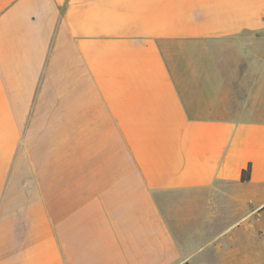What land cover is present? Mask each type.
Here are the masks:
<instances>
[{"label": "crops", "instance_id": "crops-1", "mask_svg": "<svg viewBox=\"0 0 264 264\" xmlns=\"http://www.w3.org/2000/svg\"><path fill=\"white\" fill-rule=\"evenodd\" d=\"M0 264H264V0H0Z\"/></svg>", "mask_w": 264, "mask_h": 264}, {"label": "rangeland", "instance_id": "rangeland-1", "mask_svg": "<svg viewBox=\"0 0 264 264\" xmlns=\"http://www.w3.org/2000/svg\"><path fill=\"white\" fill-rule=\"evenodd\" d=\"M227 49H228L227 52L233 51L234 46H231V45L227 46ZM222 56H225V55H222ZM222 56H221L222 66L227 76L228 86L239 88L238 92H242L243 88L246 86V82H244L243 80H240L239 76L242 74L243 71L248 70L249 68L248 63H237V62L224 61V58ZM240 65H241V69L239 68Z\"/></svg>", "mask_w": 264, "mask_h": 264}, {"label": "trees", "instance_id": "trees-1", "mask_svg": "<svg viewBox=\"0 0 264 264\" xmlns=\"http://www.w3.org/2000/svg\"><path fill=\"white\" fill-rule=\"evenodd\" d=\"M251 170H252V166L251 164L248 165L247 168H245L242 172V177H241V180L243 182H246V181H249L250 180V177H251Z\"/></svg>", "mask_w": 264, "mask_h": 264}]
</instances>
